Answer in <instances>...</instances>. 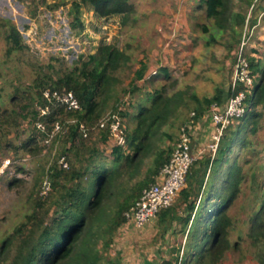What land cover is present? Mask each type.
Returning a JSON list of instances; mask_svg holds the SVG:
<instances>
[{
  "label": "trees",
  "instance_id": "trees-1",
  "mask_svg": "<svg viewBox=\"0 0 264 264\" xmlns=\"http://www.w3.org/2000/svg\"><path fill=\"white\" fill-rule=\"evenodd\" d=\"M20 1L34 6V12L39 5L49 6L46 0ZM231 1L201 0L205 15L213 19L219 30L231 25ZM247 2L253 6V0ZM72 5L75 15L71 28L78 31L83 29L82 6L90 7L99 17L121 15L123 23L135 11L131 0H77ZM0 37L5 42L7 57L28 50L21 32L8 18H0ZM245 55L250 72L255 76L253 88L245 98V112L236 125L233 120L226 127L212 159L209 156L192 163L176 203L158 213L164 230L173 220H179L181 231L186 234L181 258L180 248H177L173 261L159 264H219L235 247L230 241L233 221L228 209L239 195L242 182L248 178L238 163L236 152L251 144L248 136L257 134L264 116V63ZM131 61L130 54L123 49L101 42L95 52L80 55L71 66L59 57L51 56L45 65L29 64L33 77L27 84L10 82L12 90L6 93L10 106L0 104V149L12 150L15 154L20 151L35 154L44 147L45 138L57 121L63 124V128L67 122V129L51 138V147L59 139L62 142L49 167H42L34 177L27 198L30 211L25 220L0 243V264H97L101 249L110 248L113 235L126 223L125 212L139 199L143 189L156 181L160 168L169 160L173 150L161 146L160 142L168 136L164 126L185 104L182 90L169 94L162 85L148 93L150 103H139L134 126L129 130L125 127V147L115 145L108 163L99 148V144L109 138V121L103 127L100 121L108 110V113L117 111L121 103L119 90L115 87L121 83L117 73L130 69ZM146 70L147 65L141 62L133 71L131 84L143 79ZM157 74L169 76L164 67ZM135 90L139 87H134L131 92ZM45 91H71L80 108L67 109L65 104L56 100L48 101ZM235 92L230 88L226 92L218 88L211 97L203 99L193 94L196 101L194 112L201 115L212 104L224 103ZM45 107L47 112L41 115L40 109ZM119 114L128 116L124 111ZM24 121H28L31 127L20 139L23 132L19 128ZM36 122H41L45 131L37 129ZM80 124L87 129L85 136ZM12 133L14 136L10 137ZM62 157L67 161V167L58 163ZM249 161L247 158L243 163ZM254 178L262 193L258 207L252 209L249 216L247 237L252 257L258 264H264V171L260 170ZM45 179L49 182V189L40 195ZM15 181L12 178L9 184ZM180 205L184 206V214L178 213ZM200 215L201 220H197ZM195 222L203 226L201 245L191 237Z\"/></svg>",
  "mask_w": 264,
  "mask_h": 264
},
{
  "label": "rangeland",
  "instance_id": "rangeland-1",
  "mask_svg": "<svg viewBox=\"0 0 264 264\" xmlns=\"http://www.w3.org/2000/svg\"><path fill=\"white\" fill-rule=\"evenodd\" d=\"M74 1L77 0H46L49 6L39 5L34 12V6H27V3L24 4L20 0H0V18L12 20L28 46L26 52L14 53L7 57L5 42L0 37L2 106H10L6 94L12 90L10 82L27 84L33 77L29 64L45 65L51 56H56L67 66H71L80 55L95 52L101 42L112 43L129 53L132 60L130 69L117 73L121 83L115 85L119 90L118 99L121 101L118 109L128 113L127 117H122L123 126L128 130L135 124L137 105H148L150 100L147 94L155 88L163 85L169 94L177 90L185 92V104L163 128L168 136L163 138L160 145L173 148L181 126L195 109L196 101L192 95L203 99L211 97L218 88L225 92L230 88L235 56L243 37L246 40L245 54L264 63V0H253V6H250L247 0H232V21L230 27L225 30H219L213 19L207 18L204 5L200 4L201 0H131L135 11L124 23L121 15L99 17L90 7L82 6L81 31L71 28L75 15L72 5ZM52 5L57 6L51 8ZM141 62L147 65L145 76L132 85L133 71ZM163 67L167 68L168 77L157 74ZM136 86L139 90L132 93L131 89ZM122 88L126 91H121ZM236 122L238 121L233 125H236ZM28 127H31L28 121L22 122L19 128L23 132L19 136L20 139L27 135ZM64 127L67 129V122ZM13 136L14 133L10 135ZM248 138L251 139V144L236 152L238 163L248 178L242 182L239 195L228 209L233 221L230 241L235 247L226 253L219 264H258L252 257L247 230L249 216L252 209L258 207L262 193L254 176L258 175L260 170L264 171V116L261 118L257 134L249 135ZM50 141H44V147L35 154L25 151L15 154L12 150L0 149V243L25 220L30 211L27 198L34 177L42 167H49L62 142L59 139L55 146L51 147ZM209 141L207 137L204 144ZM115 145V140L110 135L105 143L99 144L107 163L112 159V149ZM215 155L205 151L201 158L210 156L212 159ZM247 158L250 161L243 163ZM58 163L60 164V161ZM142 175L141 177H144V174ZM12 178L16 181L9 184ZM45 181L48 182L47 179ZM41 191L40 195H43ZM177 210L180 214L186 212L183 205L178 206ZM201 218L202 215L198 216L197 220ZM171 224V230L144 246H154L158 251L162 246L174 248L176 252L177 248H180V256L186 242V234L182 235L176 230L181 228L179 222ZM123 227L124 225H121L117 229L113 238ZM202 227V223L195 222L191 232V237L199 245L204 238ZM129 245L136 247L139 244L134 239ZM118 250L120 249L113 239L110 248L101 249V259L97 264H121V254Z\"/></svg>",
  "mask_w": 264,
  "mask_h": 264
},
{
  "label": "built area",
  "instance_id": "built-area-1",
  "mask_svg": "<svg viewBox=\"0 0 264 264\" xmlns=\"http://www.w3.org/2000/svg\"><path fill=\"white\" fill-rule=\"evenodd\" d=\"M30 32H32V29ZM245 45L246 40L243 37L235 56L230 84L231 91L236 90V92L231 94L224 103L220 105L212 104L201 115H196L194 111L191 112L189 119L181 126L170 158L160 168L156 181L144 188L139 199L125 212L126 223L133 225L135 228H141L161 210L173 205L176 196L185 185L186 173L192 163L200 159L205 151L214 155L226 127L233 120L238 121L243 116L245 98L251 92L255 78L249 69V63L245 55ZM44 96L48 101L56 100L65 104L67 109L80 108L76 97L71 91H45ZM47 109V107L40 109V114H45ZM119 111L120 109L114 113H108L100 121V126L103 127L109 121L110 137L115 140L116 145H124L125 127ZM69 122H74V120ZM36 127L45 131V127L41 122H36ZM80 129L83 136H85L87 129L82 124H80ZM60 130L65 131L66 128H63V124L57 121L52 131L47 134L45 142L48 143ZM207 137L210 141L204 144ZM60 164L62 167H67V161L63 157L60 159ZM42 189L41 193L46 194L49 183L45 181Z\"/></svg>",
  "mask_w": 264,
  "mask_h": 264
},
{
  "label": "crops",
  "instance_id": "crops-1",
  "mask_svg": "<svg viewBox=\"0 0 264 264\" xmlns=\"http://www.w3.org/2000/svg\"><path fill=\"white\" fill-rule=\"evenodd\" d=\"M175 221L180 223L179 220H173L172 222L174 223ZM122 225H124V227L121 228L119 233L113 238L114 242L116 241L118 249H120L118 251L119 254H121V264H159L164 261H173L175 259L176 250H174L172 245L169 246H172L171 248L173 249H169L168 247L164 248L162 246L160 247V251L154 249V246H144L150 243V241L155 240L157 236L159 237L161 234H165L166 231L171 230V227L165 230L163 229L164 223H161L160 215H156L150 219L141 228H135L128 223H123ZM125 225L128 228L125 227ZM134 229L136 232H134ZM176 230L182 233L181 228ZM134 239L139 244L136 247L129 245V242Z\"/></svg>",
  "mask_w": 264,
  "mask_h": 264
}]
</instances>
